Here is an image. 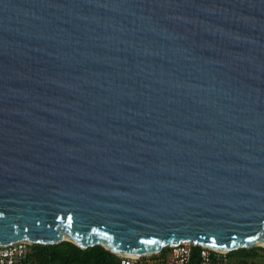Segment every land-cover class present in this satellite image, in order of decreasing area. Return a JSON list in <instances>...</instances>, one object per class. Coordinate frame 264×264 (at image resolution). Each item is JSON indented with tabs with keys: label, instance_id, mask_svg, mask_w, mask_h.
Wrapping results in <instances>:
<instances>
[{
	"label": "water",
	"instance_id": "water-1",
	"mask_svg": "<svg viewBox=\"0 0 264 264\" xmlns=\"http://www.w3.org/2000/svg\"><path fill=\"white\" fill-rule=\"evenodd\" d=\"M66 241L264 248V0H0V244Z\"/></svg>",
	"mask_w": 264,
	"mask_h": 264
},
{
	"label": "built area",
	"instance_id": "built-area-1",
	"mask_svg": "<svg viewBox=\"0 0 264 264\" xmlns=\"http://www.w3.org/2000/svg\"><path fill=\"white\" fill-rule=\"evenodd\" d=\"M33 244L22 242L11 245L0 244V264H32L30 255ZM198 250L197 258L194 257V249ZM163 252L134 257H121V264H230L228 255L230 253L201 246L193 242H184L178 246L167 247Z\"/></svg>",
	"mask_w": 264,
	"mask_h": 264
},
{
	"label": "trees",
	"instance_id": "trees-1",
	"mask_svg": "<svg viewBox=\"0 0 264 264\" xmlns=\"http://www.w3.org/2000/svg\"><path fill=\"white\" fill-rule=\"evenodd\" d=\"M194 249V257L197 258L198 250ZM264 249L257 247L253 249H240L236 252H245L249 258H255L256 251ZM168 248L162 252L165 255ZM230 253L228 257L232 254ZM122 258L106 250L104 247L96 246L86 250L81 249L71 242H63L57 245H34L30 255L32 264H121Z\"/></svg>",
	"mask_w": 264,
	"mask_h": 264
},
{
	"label": "rangeland",
	"instance_id": "rangeland-1",
	"mask_svg": "<svg viewBox=\"0 0 264 264\" xmlns=\"http://www.w3.org/2000/svg\"><path fill=\"white\" fill-rule=\"evenodd\" d=\"M257 248V247H256ZM255 258H249L245 252L232 253L229 257L230 264H264V249L256 251Z\"/></svg>",
	"mask_w": 264,
	"mask_h": 264
},
{
	"label": "snow or ice",
	"instance_id": "snow-or-ice-1",
	"mask_svg": "<svg viewBox=\"0 0 264 264\" xmlns=\"http://www.w3.org/2000/svg\"><path fill=\"white\" fill-rule=\"evenodd\" d=\"M148 243L151 244V243H154V242L149 241ZM242 245L252 246V241L250 239H247V240H244V241L236 240V241H234L233 245H231V246L219 245L218 247L221 248V249H226L228 247H239V246H242ZM153 250H155V249H153ZM132 251H136V254H139L138 250H132Z\"/></svg>",
	"mask_w": 264,
	"mask_h": 264
},
{
	"label": "bare ground",
	"instance_id": "bare-ground-1",
	"mask_svg": "<svg viewBox=\"0 0 264 264\" xmlns=\"http://www.w3.org/2000/svg\"><path fill=\"white\" fill-rule=\"evenodd\" d=\"M217 250V249H216Z\"/></svg>",
	"mask_w": 264,
	"mask_h": 264
}]
</instances>
